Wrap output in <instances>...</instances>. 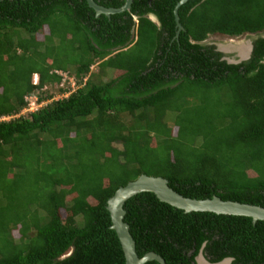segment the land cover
Segmentation results:
<instances>
[{
  "label": "trees",
  "instance_id": "obj_1",
  "mask_svg": "<svg viewBox=\"0 0 264 264\" xmlns=\"http://www.w3.org/2000/svg\"><path fill=\"white\" fill-rule=\"evenodd\" d=\"M181 1L97 16L86 0H0V264H124L107 201L140 175L264 208V0ZM210 35H254L250 59L228 64ZM58 72L79 86L67 97ZM53 85L64 98L21 114ZM128 211L139 258L264 264V222L155 195Z\"/></svg>",
  "mask_w": 264,
  "mask_h": 264
},
{
  "label": "water",
  "instance_id": "obj_2",
  "mask_svg": "<svg viewBox=\"0 0 264 264\" xmlns=\"http://www.w3.org/2000/svg\"><path fill=\"white\" fill-rule=\"evenodd\" d=\"M88 5L95 11L96 15L104 14L109 15H124L129 14L134 0H125L124 4L119 9L104 8L96 4L93 0H86ZM186 0H182L177 4L176 9ZM176 22L178 17L176 15ZM178 29H181L177 23ZM248 56V55H247ZM247 56L240 57L238 60H231L224 58L228 64H239L243 62ZM155 195L160 201L168 203L188 213H216L225 214L234 217L250 219L253 223L256 221L264 222V208L241 204L238 202L222 201L217 197L205 200H194L185 198L178 193L174 192L169 186L167 180L161 177H151L147 175H140L136 180L119 187L113 196L107 201V210L110 213L112 229L116 232L120 241L122 251L125 258L124 264H145L147 261H157L159 264H165L164 260L153 252L146 253L141 258L138 256L135 238L132 232L129 207L132 200L139 196ZM70 253L66 254L68 256ZM202 259L207 264H229L231 259L227 258L218 263H209L203 257L202 252L199 253L196 259Z\"/></svg>",
  "mask_w": 264,
  "mask_h": 264
},
{
  "label": "rangeland",
  "instance_id": "obj_3",
  "mask_svg": "<svg viewBox=\"0 0 264 264\" xmlns=\"http://www.w3.org/2000/svg\"><path fill=\"white\" fill-rule=\"evenodd\" d=\"M42 35L43 34H39L37 36V39L38 40H42L43 39ZM245 37H246V35H241V36H238V37H227V36H221V35H210L206 39L205 42L206 43L209 42L210 44H214L218 51H223L225 53L224 55H225L226 58L231 59V60H238V59H240L241 56H239V53L236 51V49L239 47V45L240 46L241 45H243V46L246 45V47H247L248 41H246ZM91 69H92L91 70L92 72H98V70H99L97 65L92 66ZM70 72H72V70H70ZM117 73L118 72H116L115 75H117ZM100 75H102L101 76L102 77V81H108V80H110V78H112L113 72L111 73L110 71L109 72L107 71V74H100ZM69 78H70V76H68V75L63 77L64 82H63V86L61 88L66 89V90L68 89L70 91V93H71V92L75 91L79 86H78V84L77 85H72V83L69 82ZM36 80L37 79L33 76L32 77V81L34 82ZM57 89H59V88H56V86H54V85L53 86H46V89L44 88L43 91H40L38 95H40L43 98H45L44 101L47 100L49 95H52V97H54L55 99L64 98L63 95H66L65 97L68 96L69 93L68 94L66 93V94L62 95V94H60V92L58 93ZM46 102L48 103L49 101H46ZM46 102H44V103H46ZM34 110H35V108H34ZM21 114L22 115L24 114L26 116V112L25 111L21 112ZM173 133L174 134L176 133V128L173 129ZM69 199L70 198L68 197L67 200H69ZM90 203L94 204V200L93 199L90 200ZM61 215L63 217H65L66 214H65L64 211H61ZM13 234L15 235V237L17 239V237L19 236L18 232L17 231H13Z\"/></svg>",
  "mask_w": 264,
  "mask_h": 264
},
{
  "label": "built area",
  "instance_id": "obj_4",
  "mask_svg": "<svg viewBox=\"0 0 264 264\" xmlns=\"http://www.w3.org/2000/svg\"><path fill=\"white\" fill-rule=\"evenodd\" d=\"M65 77V76H64ZM63 82H64V79L62 80V82L60 83V88L63 86ZM69 82H71L72 83V85H75V81H74V79H72V78H69ZM68 93H70V91L68 90L67 91V94ZM66 96V95H65ZM36 101H37V96H32V97H29L28 98V108L27 109H25V111H27V112H33L34 111V108H35V110L37 109V108H39L41 105L40 104H36ZM34 107V108H33Z\"/></svg>",
  "mask_w": 264,
  "mask_h": 264
},
{
  "label": "flooded vegetation",
  "instance_id": "obj_5",
  "mask_svg": "<svg viewBox=\"0 0 264 264\" xmlns=\"http://www.w3.org/2000/svg\"><path fill=\"white\" fill-rule=\"evenodd\" d=\"M245 39H246V41H248L247 49H246L247 53L245 54V56H247V55L248 56L243 62L248 61L250 59V57H251V53H252V49H253V39H255V36L254 35H246ZM219 52H221L223 55L225 54L223 51H219ZM245 56H243V57H245ZM224 58H226L225 55H224ZM200 262H201V264H206L205 262H203V260H200Z\"/></svg>",
  "mask_w": 264,
  "mask_h": 264
},
{
  "label": "clouds",
  "instance_id": "obj_6",
  "mask_svg": "<svg viewBox=\"0 0 264 264\" xmlns=\"http://www.w3.org/2000/svg\"><path fill=\"white\" fill-rule=\"evenodd\" d=\"M58 74L61 75L62 79H63L64 76L67 75V74H64V73H62V72H58ZM33 76H34L37 80L34 81V82L32 81V84H33V85H37V84H38V76H37L36 74H34ZM33 76H32V77H33ZM68 76H69V75H68ZM70 78L74 79V78L71 77V76H70ZM61 81H62V80H61ZM74 81H75V80H74ZM59 85H60V84H59ZM75 85H77V82H76V81H75ZM67 91H68V90H67ZM44 102H46V101L38 102V99H37L36 104H40V105H41L40 107H42V106L45 104ZM43 103H44V104H43ZM40 107H39V108H40ZM27 108H28V106H27ZM27 108H26V109H27ZM39 108H37L36 110H38ZM36 110H34V111H36ZM24 111H25V110H24ZM25 112H27V111H25ZM4 119H7V118H4Z\"/></svg>",
  "mask_w": 264,
  "mask_h": 264
},
{
  "label": "bare ground",
  "instance_id": "obj_7",
  "mask_svg": "<svg viewBox=\"0 0 264 264\" xmlns=\"http://www.w3.org/2000/svg\"><path fill=\"white\" fill-rule=\"evenodd\" d=\"M246 49H247L246 45H244V46L243 45H241V46L239 45V47L236 49V51L239 53V56L243 57L247 53ZM200 260H202V259L199 258V260H198L199 264H201ZM203 262H205V261L203 260Z\"/></svg>",
  "mask_w": 264,
  "mask_h": 264
}]
</instances>
